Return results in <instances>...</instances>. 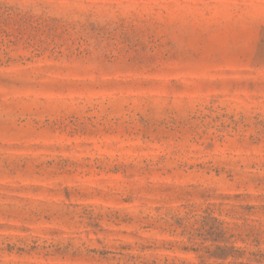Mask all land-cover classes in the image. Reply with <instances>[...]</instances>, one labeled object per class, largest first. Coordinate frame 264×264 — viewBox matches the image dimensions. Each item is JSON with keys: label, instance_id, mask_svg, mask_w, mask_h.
I'll return each instance as SVG.
<instances>
[{"label": "rangeland", "instance_id": "1", "mask_svg": "<svg viewBox=\"0 0 264 264\" xmlns=\"http://www.w3.org/2000/svg\"><path fill=\"white\" fill-rule=\"evenodd\" d=\"M0 264H264V0H0Z\"/></svg>", "mask_w": 264, "mask_h": 264}]
</instances>
